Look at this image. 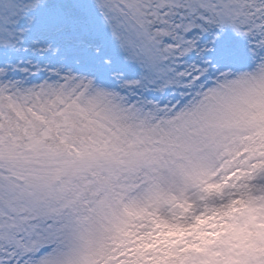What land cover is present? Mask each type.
Here are the masks:
<instances>
[{
  "label": "snow or ice",
  "instance_id": "snow-or-ice-1",
  "mask_svg": "<svg viewBox=\"0 0 264 264\" xmlns=\"http://www.w3.org/2000/svg\"><path fill=\"white\" fill-rule=\"evenodd\" d=\"M0 264H264V0H0Z\"/></svg>",
  "mask_w": 264,
  "mask_h": 264
}]
</instances>
